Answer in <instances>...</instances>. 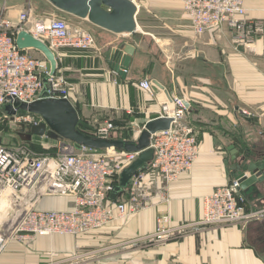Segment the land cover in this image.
<instances>
[{"label":"crops","instance_id":"crops-1","mask_svg":"<svg viewBox=\"0 0 264 264\" xmlns=\"http://www.w3.org/2000/svg\"><path fill=\"white\" fill-rule=\"evenodd\" d=\"M140 3L135 33L95 25L100 29L96 46L60 48L57 72L73 83L74 106L92 132L112 120L119 126L115 136L129 131L132 138L135 129L159 116L164 99L184 97L199 137L193 168L168 185L167 200L161 179L151 178L150 205L127 218L81 235L8 240L0 264H264V181L241 189L247 210L256 212L248 220L192 225L169 240H142L155 232L162 212L170 214L173 225L202 219L204 196L236 178L229 145L264 162V31L255 47H238L226 26L195 33L180 0ZM28 7L46 17L55 6L48 0H0V11L14 22ZM245 7L249 18L264 22V0H245ZM124 41L136 46L126 77L110 63L112 49ZM143 79L164 88L155 83L153 95L139 85ZM73 201L44 196L39 207L69 209Z\"/></svg>","mask_w":264,"mask_h":264},{"label":"built area","instance_id":"built-area-1","mask_svg":"<svg viewBox=\"0 0 264 264\" xmlns=\"http://www.w3.org/2000/svg\"><path fill=\"white\" fill-rule=\"evenodd\" d=\"M131 1L140 7L141 0ZM182 1L194 30L199 34L226 26L233 32L237 46L252 48L257 34L264 31L262 20L247 16L243 0ZM21 29L45 41L56 56L62 47L90 49L97 43L96 36L89 29L73 25L65 18L37 16L32 7L19 12L16 23L6 16L0 17V124L15 128L9 134L17 138L21 127L32 126L44 118L16 106V100L30 104L42 99L44 90H47L48 97L71 100L74 89L64 74L51 73L47 61L30 55L29 49L18 47L16 37ZM139 85L155 94V83L151 79H143ZM190 111L182 96H168L163 100L159 116L170 118L171 124L169 128L151 134L154 158L134 174L118 200H113L111 194L118 183L119 173L125 164L137 157L138 152L115 147L83 145L77 148L71 141L53 139L47 134L39 136L57 141L59 151L36 152L29 144L5 140V133L0 128V199L6 196L9 202L6 220L0 226V252L11 239L33 240L52 234L80 235L127 218L150 205L151 178L161 179V196L167 200L168 185L188 172L199 154L198 132L188 120ZM243 112L250 114L247 110ZM144 126L134 130L132 140L139 139ZM115 128L111 121H107L92 135L114 138ZM53 195L72 197V207L65 210L39 207L44 196ZM255 214V211L247 210L240 181L235 178L204 196L201 220L173 225L170 214L162 212L157 215L155 232L142 240L146 244L168 240L174 234H184L192 225L241 222Z\"/></svg>","mask_w":264,"mask_h":264},{"label":"water","instance_id":"water-1","mask_svg":"<svg viewBox=\"0 0 264 264\" xmlns=\"http://www.w3.org/2000/svg\"><path fill=\"white\" fill-rule=\"evenodd\" d=\"M57 9L71 15L88 19L92 24L105 28L115 33H135L137 30L138 8L131 0H48ZM16 43L20 49H35L40 51L47 59L48 67L52 74L57 71L58 60L54 51L48 44L34 36L27 30L17 33ZM136 46L124 41L112 49L110 63L123 77H126L130 67ZM158 86H164L155 82ZM47 90L43 92V98L30 104L15 101L33 113L44 118L46 127L50 130L49 137L53 139H65L74 143L77 148L89 146L94 148L115 147L129 152H138L137 157L125 164L119 173L118 183L111 194L116 199L125 188L128 187L134 174L154 158V149L150 146L152 133L169 128L171 119L158 116L148 121L137 141L119 138L96 137L92 134L80 131L77 128L79 115L73 103L67 98L48 97ZM186 105L190 102L186 100ZM11 109V106H7ZM42 134H46L43 132ZM41 134V135H42ZM231 153V168L234 176L240 181V188L246 189L256 182L264 181V162L250 160L251 153H241L234 144L229 145ZM250 173V174H247Z\"/></svg>","mask_w":264,"mask_h":264},{"label":"rangeland","instance_id":"rangeland-1","mask_svg":"<svg viewBox=\"0 0 264 264\" xmlns=\"http://www.w3.org/2000/svg\"><path fill=\"white\" fill-rule=\"evenodd\" d=\"M1 16H4V17L6 16V10L5 11H0V17ZM45 16L46 17L65 18V19L69 20L73 25H81V26L89 29L90 31H92L94 33V35L96 37L98 36V30H100L98 27L93 25L88 19H86V21L83 22L80 19H78V17H76L74 15H71L69 13L63 12V11H61V10L55 8V7H53V10L50 13H48L47 15H45ZM129 34H131V33H129ZM260 35H262V33L257 34L256 38L258 36H260ZM253 46L255 47V42L253 43ZM238 47L246 48L245 46H238ZM28 53L30 55L34 56V57L41 58V59H44V61H47L45 56L38 50L29 49ZM70 101L72 103L74 102V100H72V98H71ZM73 105H74V103H73ZM109 121H111L114 124V126L116 127L115 123L112 120H109ZM0 128L3 129V131L5 133V135H4L5 138L4 139L9 141V142L10 141L13 142V140H14V141H17V142H21L22 144H29L35 149L36 152H41V150L38 149V148L40 147V148L43 149L44 146H47V149L45 148V151L50 150V152H53V151H51V149H53V148H55V150H54L55 152L59 151L60 145H59V143L57 141H55V140H53V139H51V138H49L47 136H45V137L39 136L43 132H45L48 136H49V134H51L50 130L46 127V123L44 121H41V122H39L37 124H33L32 126L21 127L19 129V131H18L19 136H20L19 138L12 137L9 134V132L11 133L15 129V128H12V126H9L8 124H0ZM97 129H98V127H97ZM198 140H199V137H198ZM42 152H44V151H42ZM117 198L119 199V196ZM118 199H116V200H118ZM8 204H9V202H8ZM5 213H7V210H5ZM2 214H3V212H2ZM5 220H6L5 218H2L0 220V226L5 222ZM83 234H85V233H83ZM177 236H180V234H174V235H172L171 238H174V237H177ZM171 238H169V239H171ZM159 242H160V240H159Z\"/></svg>","mask_w":264,"mask_h":264},{"label":"trees","instance_id":"trees-1","mask_svg":"<svg viewBox=\"0 0 264 264\" xmlns=\"http://www.w3.org/2000/svg\"><path fill=\"white\" fill-rule=\"evenodd\" d=\"M114 123L116 125L115 129H117L119 126L117 125V123L115 121H114ZM77 128L80 131H83V132L88 133V134H92V131L89 130V129H91V126H89L87 123L83 122L80 118H79L78 123H77ZM114 138H119V139H124V140H131V132H129V131L128 132L125 131V132H122V133L119 132V134L117 136H115ZM67 141H69V140H67ZM38 149L45 150V148L42 149L40 147ZM54 150H55V148L51 149V151H54ZM48 151H50V150H48ZM116 199H118V198H116ZM116 199H113V200H116Z\"/></svg>","mask_w":264,"mask_h":264},{"label":"bare ground","instance_id":"bare-ground-1","mask_svg":"<svg viewBox=\"0 0 264 264\" xmlns=\"http://www.w3.org/2000/svg\"><path fill=\"white\" fill-rule=\"evenodd\" d=\"M182 3H183V1L182 0H180ZM243 2H244V7H245V0H243ZM183 6H184V3H183ZM184 9H185V7H184ZM245 9H246V7H245ZM186 11V10H185ZM187 12V11H186ZM246 12H247V9H246ZM188 14V13H187ZM188 16H189V14H188ZM189 18H190V16H189ZM191 20V19H190ZM14 22V21H13ZM14 23H16V22H14ZM191 24H192V22H191ZM193 26V25H192ZM222 27V26H221ZM219 28V27H218ZM216 29V28H215ZM21 30H26V29H21ZM193 30H194V27H193ZM28 31V30H27ZM195 31V30H194ZM31 33V32H30ZM195 33H197L196 31H195ZM197 34H199V33H197ZM199 155V154H198ZM197 158H198V156H197ZM197 158H196V160H197ZM195 160V161H196ZM195 163V162H194ZM193 166H194V164H193ZM193 166H192V168H193ZM191 168V169H192ZM191 169L188 171V172H185V173H183L182 175H180V177L181 176H183V175H185V174H187V173H189L190 171H191ZM179 177V178H180ZM7 206H8V201H7V198H6V196H3L1 199H0V220L2 219V218H5L6 217V213H5V210H7ZM60 210H65V209H60ZM2 212H3V214H2ZM91 232V231H90ZM8 242V241H7ZM6 242V243H7Z\"/></svg>","mask_w":264,"mask_h":264}]
</instances>
